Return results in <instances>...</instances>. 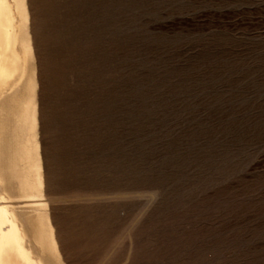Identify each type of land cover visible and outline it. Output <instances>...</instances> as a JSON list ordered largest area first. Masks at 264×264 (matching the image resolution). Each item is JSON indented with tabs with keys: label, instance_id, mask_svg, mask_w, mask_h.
I'll list each match as a JSON object with an SVG mask.
<instances>
[{
	"label": "rangeland",
	"instance_id": "1",
	"mask_svg": "<svg viewBox=\"0 0 264 264\" xmlns=\"http://www.w3.org/2000/svg\"><path fill=\"white\" fill-rule=\"evenodd\" d=\"M27 1L65 264H264V0Z\"/></svg>",
	"mask_w": 264,
	"mask_h": 264
},
{
	"label": "bare ground",
	"instance_id": "2",
	"mask_svg": "<svg viewBox=\"0 0 264 264\" xmlns=\"http://www.w3.org/2000/svg\"><path fill=\"white\" fill-rule=\"evenodd\" d=\"M29 22L27 0H0V264H65L45 192Z\"/></svg>",
	"mask_w": 264,
	"mask_h": 264
}]
</instances>
